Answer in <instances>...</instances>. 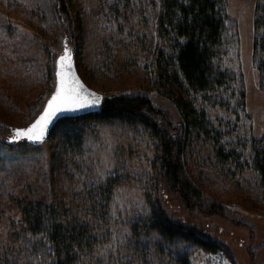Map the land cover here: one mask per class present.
I'll return each instance as SVG.
<instances>
[{
	"label": "trees",
	"instance_id": "16d2710c",
	"mask_svg": "<svg viewBox=\"0 0 264 264\" xmlns=\"http://www.w3.org/2000/svg\"><path fill=\"white\" fill-rule=\"evenodd\" d=\"M56 1L57 13L66 15L63 0ZM103 2L109 4L110 16L133 24L123 29L115 24L117 34H109V40L127 41V47L144 54L157 90L173 102L178 117L174 121L144 92H120L103 96L98 112L58 119L44 138L53 171L76 166L73 161L82 158L90 119L140 129L150 144L147 168L139 176L117 170L98 184L76 188L66 201H29L20 208L19 220L10 223L7 242L0 240V264H105L106 253L99 250L112 240L107 224L112 191L128 179L143 193L146 207L128 220V235L114 247L120 250L107 256L111 264H148L149 259L194 264L195 250L204 251L213 264H235L224 242L176 220L163 203L170 193L190 212L224 215V204L211 198L202 182L201 173L212 167L264 207V132L255 137L239 123L249 116L243 113V76L232 61L237 29L226 0ZM252 32V61L264 94V0H254ZM59 67L56 62L55 79ZM227 99H235L240 109L230 108L235 117L211 115L209 106L224 105ZM11 141L3 142L4 148L11 149ZM198 141L207 143L205 151L192 148ZM184 241L191 246L179 249Z\"/></svg>",
	"mask_w": 264,
	"mask_h": 264
},
{
	"label": "rangeland",
	"instance_id": "374dc122",
	"mask_svg": "<svg viewBox=\"0 0 264 264\" xmlns=\"http://www.w3.org/2000/svg\"><path fill=\"white\" fill-rule=\"evenodd\" d=\"M55 3L56 0H0L1 241L7 242L10 223L21 217L20 208L35 198L66 201L77 192L76 188L98 184L117 170L139 176L147 168L146 156L151 151L146 135L119 121L90 119L85 122L87 139L82 158L73 161L76 166L66 164L55 171L49 164L50 144L44 139L38 143L25 139L11 141V149L4 148L3 142L13 135L12 128L29 124L54 90L56 62L63 52L65 39L71 49L75 72L88 87L102 96L144 92L174 121L178 117L173 102L157 90L144 54L127 47V41L108 38L116 32L115 24L123 29L132 23L110 16L109 4L103 0H63L66 15L57 13L59 4ZM253 6L254 0H226L227 15L237 29L238 42L232 61L243 76V113L249 116L245 123H239L241 128L259 137L264 132V94L252 61ZM156 42L153 39V44ZM236 104L235 99H227L224 105L209 106V110L211 115L234 118L230 108H237ZM243 113L240 114L245 118ZM197 143H193V149L205 151L208 147L203 141ZM17 144L23 148L15 151ZM203 171L202 182L207 193L224 204L225 214L190 212L180 207L175 195L170 193L163 197L167 210L176 220L224 242L235 264H264L263 204L214 168ZM145 207L143 193L130 179L114 187L107 222L112 240L103 243L99 250L100 254L106 253L105 264H111L113 259L107 256L120 250L115 245L128 235L130 217ZM190 246L187 241L178 244L179 249ZM149 260L148 264H161L159 260ZM191 260L194 264H213L202 250H195Z\"/></svg>",
	"mask_w": 264,
	"mask_h": 264
},
{
	"label": "snow or ice",
	"instance_id": "6c2138e0",
	"mask_svg": "<svg viewBox=\"0 0 264 264\" xmlns=\"http://www.w3.org/2000/svg\"><path fill=\"white\" fill-rule=\"evenodd\" d=\"M58 63L60 65L57 71L59 82L47 107L28 127L13 129L14 135L9 139L17 140L23 136L31 140H42L48 123L62 108L79 107L82 101L90 96L95 99L90 100L89 103L99 102V94L93 93L91 89L85 87L80 78L72 71V53L67 44H65Z\"/></svg>",
	"mask_w": 264,
	"mask_h": 264
},
{
	"label": "water",
	"instance_id": "95a60500",
	"mask_svg": "<svg viewBox=\"0 0 264 264\" xmlns=\"http://www.w3.org/2000/svg\"><path fill=\"white\" fill-rule=\"evenodd\" d=\"M68 46V45H67ZM64 47H65V45H64ZM69 47V46H68ZM63 51H64V48H63ZM62 54H63V52H62ZM62 54H60V56L62 55ZM59 56V57H60ZM59 57H58V61H59ZM57 61V62H58ZM58 66H60L59 65V63H58ZM72 71H74L75 72V68H74V66H73V61H72ZM75 74L77 75V73L75 72ZM78 76V75H77ZM79 77V76H78ZM80 78V77H79ZM80 81L85 85V87H87V88H89V89H91L90 87H88L82 80H81V78H80ZM58 82H59V78H58V76H57V79H56V84H55V88H54V90L52 91V93L50 94V96H49V98L47 99V101L45 102V105H44V107L42 108V110L37 114V116L29 123V124H27L26 126H22V127H14V128H12V133H13V135H14V132H13V129H15V128H26V127H28L33 121H35V119L44 111V109L47 107V105H48V101L51 99V97H52V95L56 92V87H57V84H58ZM92 90V92L93 93H98L99 94V102L98 103H89V101L90 100H93V99H95V97H88L86 100H84V101H82V103H81V106H79V107H75V108H62L59 112H57L56 113V115H54L53 117H52V119H51V121L48 123V125H47V129H46V131H45V133H44V138L47 136V134L49 133V131H50V129L52 128V126L54 125V123L58 120V119H60V118H62V117H67V116H76V115H80V114H83V113H88V112H98L99 110H100V106H101V102H102V99H103V96H102V94L100 93V92H97V91H95V90H93V89H91ZM43 138V139H44ZM21 139H25L26 141H28V142H31V143H38V142H40L41 140H31V139H28V138H26V137H23V136H21V138L20 139H17V140H14V141H18V140H21ZM42 139V140H43ZM9 140H11V139H9Z\"/></svg>",
	"mask_w": 264,
	"mask_h": 264
}]
</instances>
